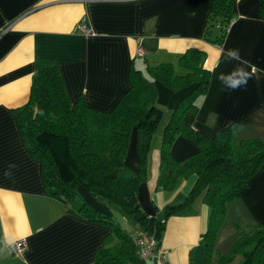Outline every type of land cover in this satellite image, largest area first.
Masks as SVG:
<instances>
[{
  "label": "crops",
  "instance_id": "1",
  "mask_svg": "<svg viewBox=\"0 0 264 264\" xmlns=\"http://www.w3.org/2000/svg\"><path fill=\"white\" fill-rule=\"evenodd\" d=\"M210 2L0 0V30L6 29L0 36V264H96V253L111 233L104 223L76 216L46 195L39 162L23 145L13 110L27 101L32 76L40 68L59 69L71 103L81 98L88 106L109 110L129 88L132 67L149 75L148 65L170 62L182 74L180 55L195 47L204 51L202 66L210 70V81L197 100L198 110L185 113L184 121L208 137L235 124V141L264 140V17L259 15V0H234V18L221 44L203 38ZM82 19L90 34L77 30ZM138 46L142 55L136 54ZM230 80L242 82L234 87ZM155 85L163 116L148 148L137 199L144 212L163 221L159 244L167 250L169 264H192L204 256L200 238L210 209L196 196L169 210L185 201L197 180L194 173L179 179L170 191L157 184L162 128L185 90L172 91L159 81ZM194 151L182 135L171 148L179 160ZM137 163L134 130L118 177L132 178ZM81 197L105 213L120 211L127 229L142 228L83 189ZM254 224H264V164L227 203L216 233L217 250L227 251L240 231ZM20 238H26L27 247L15 254L11 243ZM244 262L254 264L241 253L217 264Z\"/></svg>",
  "mask_w": 264,
  "mask_h": 264
},
{
  "label": "trees",
  "instance_id": "2",
  "mask_svg": "<svg viewBox=\"0 0 264 264\" xmlns=\"http://www.w3.org/2000/svg\"><path fill=\"white\" fill-rule=\"evenodd\" d=\"M233 2L211 0L203 30L205 40L222 43L234 18ZM259 15L264 17V0H259ZM203 57L201 49H186L179 58L185 69L182 74L176 73L170 62L148 65L149 75L132 67L129 88L109 110L88 106L81 98L71 103L59 69L46 66L33 74L27 101L13 110L23 145L39 162L44 193L62 202L74 215L102 222L111 229L96 253V264H134L140 258L130 229L82 198V189L102 204L117 207L152 232L159 243L163 221L144 212L137 199L138 186L146 173L148 148L163 116L156 102L155 81L172 91L185 90L162 128L157 184L170 191L179 179L194 173L197 180L185 201L169 210L180 208L196 196L210 209L208 227L200 238L204 256L192 264H217L238 253L253 259L254 264H264V224L241 230L224 253L215 245L227 203L240 195L264 164V140L253 137L235 141V124L208 137L184 121L185 113L198 110L197 100L208 88L210 70L202 66ZM134 130L137 171L132 178L122 180L118 171L125 164ZM178 135L195 147L194 153L180 160L171 154Z\"/></svg>",
  "mask_w": 264,
  "mask_h": 264
},
{
  "label": "built area",
  "instance_id": "3",
  "mask_svg": "<svg viewBox=\"0 0 264 264\" xmlns=\"http://www.w3.org/2000/svg\"><path fill=\"white\" fill-rule=\"evenodd\" d=\"M76 28L85 34L91 33V29L84 22V19L76 25ZM5 30L6 29L0 30V36ZM136 54H143V48L141 46L137 47ZM130 238L141 260L151 259L153 264H169L167 260V250L158 243L157 238L152 232H149L143 227H132L130 228ZM11 247L13 253L21 254L27 247L26 238L15 240L11 243Z\"/></svg>",
  "mask_w": 264,
  "mask_h": 264
},
{
  "label": "rangeland",
  "instance_id": "4",
  "mask_svg": "<svg viewBox=\"0 0 264 264\" xmlns=\"http://www.w3.org/2000/svg\"><path fill=\"white\" fill-rule=\"evenodd\" d=\"M154 137V136H153ZM148 153V152H147ZM147 156H148V154L146 155V158H147ZM124 170V169H123ZM112 208H114V207H112ZM115 208H117V207H115ZM116 210H118V209H116ZM119 212V214H117V213H114L113 214V218L114 219H116L117 221H119L120 222V224L122 225V227H125L126 229H127V226H126V224L124 223V222H122V220H121V217H120V211H118Z\"/></svg>",
  "mask_w": 264,
  "mask_h": 264
},
{
  "label": "clouds",
  "instance_id": "5",
  "mask_svg": "<svg viewBox=\"0 0 264 264\" xmlns=\"http://www.w3.org/2000/svg\"><path fill=\"white\" fill-rule=\"evenodd\" d=\"M232 86H237L238 84H240L242 81L241 80H230Z\"/></svg>",
  "mask_w": 264,
  "mask_h": 264
},
{
  "label": "water",
  "instance_id": "6",
  "mask_svg": "<svg viewBox=\"0 0 264 264\" xmlns=\"http://www.w3.org/2000/svg\"><path fill=\"white\" fill-rule=\"evenodd\" d=\"M153 119H155V117H153ZM138 218H136V220H137Z\"/></svg>",
  "mask_w": 264,
  "mask_h": 264
}]
</instances>
